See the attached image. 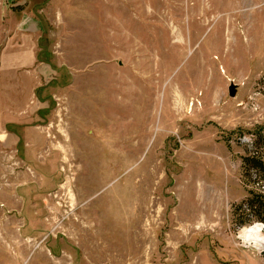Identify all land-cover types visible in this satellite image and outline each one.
<instances>
[{
	"label": "rangeland",
	"instance_id": "1",
	"mask_svg": "<svg viewBox=\"0 0 264 264\" xmlns=\"http://www.w3.org/2000/svg\"><path fill=\"white\" fill-rule=\"evenodd\" d=\"M252 158L264 0H0V264H264Z\"/></svg>",
	"mask_w": 264,
	"mask_h": 264
},
{
	"label": "trees",
	"instance_id": "2",
	"mask_svg": "<svg viewBox=\"0 0 264 264\" xmlns=\"http://www.w3.org/2000/svg\"><path fill=\"white\" fill-rule=\"evenodd\" d=\"M249 164L257 167L264 175V164L259 158H252ZM239 214L243 216L245 221L256 220L264 225V198L261 195H254L245 201L239 208Z\"/></svg>",
	"mask_w": 264,
	"mask_h": 264
},
{
	"label": "bare ground",
	"instance_id": "3",
	"mask_svg": "<svg viewBox=\"0 0 264 264\" xmlns=\"http://www.w3.org/2000/svg\"><path fill=\"white\" fill-rule=\"evenodd\" d=\"M240 237L245 245L252 246L259 252L264 251V236L261 234V227L259 225L244 229Z\"/></svg>",
	"mask_w": 264,
	"mask_h": 264
},
{
	"label": "crops",
	"instance_id": "4",
	"mask_svg": "<svg viewBox=\"0 0 264 264\" xmlns=\"http://www.w3.org/2000/svg\"><path fill=\"white\" fill-rule=\"evenodd\" d=\"M24 35H26V34H24ZM2 55L5 59V57H7V55H11V53H8V52H6V50H4V51H2ZM14 57H15V59L13 61V63H14L13 66H15V67H18L19 65H22V64L31 66L35 62L34 52L25 53V54H22L21 56L17 55V58H16V56H14Z\"/></svg>",
	"mask_w": 264,
	"mask_h": 264
},
{
	"label": "water",
	"instance_id": "5",
	"mask_svg": "<svg viewBox=\"0 0 264 264\" xmlns=\"http://www.w3.org/2000/svg\"><path fill=\"white\" fill-rule=\"evenodd\" d=\"M235 86L234 85H231L230 87H229V96L230 97H233L234 96V94H235Z\"/></svg>",
	"mask_w": 264,
	"mask_h": 264
}]
</instances>
